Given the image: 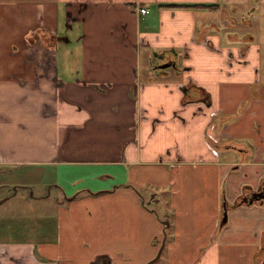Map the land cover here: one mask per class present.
<instances>
[{"label": "crops", "instance_id": "crops-1", "mask_svg": "<svg viewBox=\"0 0 264 264\" xmlns=\"http://www.w3.org/2000/svg\"><path fill=\"white\" fill-rule=\"evenodd\" d=\"M222 1L0 0V171L51 190L0 195V264H264L261 51Z\"/></svg>", "mask_w": 264, "mask_h": 264}, {"label": "rangeland", "instance_id": "rangeland-1", "mask_svg": "<svg viewBox=\"0 0 264 264\" xmlns=\"http://www.w3.org/2000/svg\"><path fill=\"white\" fill-rule=\"evenodd\" d=\"M224 2L225 3L222 1L221 3L223 8H225L224 4L229 3L227 4L229 7L226 8V26L229 27V32L232 31L233 33H236L229 34V36L235 39L238 36L242 37V41H246L251 37L254 38V46L257 48V50L261 51L260 66L263 69L261 76L264 77V0H224ZM214 146L216 147L215 144ZM13 171L14 170L12 169H9L7 172H3L2 170L0 171V183H3V185L0 186V195L9 194L10 196H13L16 191L19 190V195L11 202V206L14 207L12 210L21 209L22 211L27 212L28 218L30 215L33 216L29 219L35 220L37 219L36 215L40 211L39 208L42 206L41 204L46 203V200H27L28 195L30 196L31 194L35 193V197L39 198L41 194H44V196L45 194H51V190L46 185H40L39 174L34 173L28 177L25 175V172H19L16 179V174L11 173ZM17 180H24L26 184L30 187H33L34 190L31 192L28 191V189H19L11 184V182L16 183ZM6 184L11 185L6 186ZM54 190L52 191L51 195L52 199L60 196V194H56V191ZM29 204L36 207L33 212L27 210V208H29ZM153 209L158 211L159 215L161 216V220L163 221L167 220V217H164L163 215L164 212L168 213L170 216V213L167 211V209H169V203L167 200H164L160 205H152L151 210ZM1 211L7 212V207L1 208ZM162 261L163 259L159 264H164Z\"/></svg>", "mask_w": 264, "mask_h": 264}, {"label": "trees", "instance_id": "trees-1", "mask_svg": "<svg viewBox=\"0 0 264 264\" xmlns=\"http://www.w3.org/2000/svg\"><path fill=\"white\" fill-rule=\"evenodd\" d=\"M170 7H173V8H189V7H191V5L176 4V5H170ZM206 7H208V6H206ZM209 7H212V6H209ZM245 39H247V38H245ZM200 90H201V92H200V98L203 99L204 101H208V99L210 98L209 95H208V93H206L204 89H200ZM192 99L195 100L196 98H194L193 96H191L190 95V90L187 89V92H186L185 97H184V102H188L189 100H192Z\"/></svg>", "mask_w": 264, "mask_h": 264}, {"label": "water", "instance_id": "water-1", "mask_svg": "<svg viewBox=\"0 0 264 264\" xmlns=\"http://www.w3.org/2000/svg\"><path fill=\"white\" fill-rule=\"evenodd\" d=\"M170 66L175 67V64H174V63H167V64L161 66V68H166V67H170ZM258 196H259L260 198L262 197L261 195H258ZM227 219H228V214H227V212L225 211V213H224V217H223V219H222V224L226 223V222H227ZM161 253H162V250L159 252L158 256H157L154 260H152L150 263H148V264H152L153 262L157 261V260L160 258Z\"/></svg>", "mask_w": 264, "mask_h": 264}, {"label": "flooded vegetation", "instance_id": "flooded-vegetation-1", "mask_svg": "<svg viewBox=\"0 0 264 264\" xmlns=\"http://www.w3.org/2000/svg\"><path fill=\"white\" fill-rule=\"evenodd\" d=\"M165 64H167V63H165ZM164 63L163 64H161V62L159 63V65H158V68L159 69H163V68H161V66H163V65H165ZM262 193V194H261ZM256 194L257 195H264V183H263V187H261L260 189H259V191L258 192H255V193H253L252 195L253 196H256Z\"/></svg>", "mask_w": 264, "mask_h": 264}, {"label": "built area", "instance_id": "built-area-1", "mask_svg": "<svg viewBox=\"0 0 264 264\" xmlns=\"http://www.w3.org/2000/svg\"><path fill=\"white\" fill-rule=\"evenodd\" d=\"M138 11L142 14V15H148L150 14V9L149 8H145V7H139Z\"/></svg>", "mask_w": 264, "mask_h": 264}]
</instances>
